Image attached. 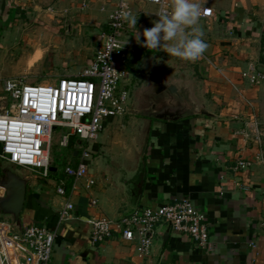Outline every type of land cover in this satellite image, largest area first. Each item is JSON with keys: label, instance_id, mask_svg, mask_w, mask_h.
Listing matches in <instances>:
<instances>
[{"label": "crops", "instance_id": "obj_1", "mask_svg": "<svg viewBox=\"0 0 264 264\" xmlns=\"http://www.w3.org/2000/svg\"><path fill=\"white\" fill-rule=\"evenodd\" d=\"M127 1L132 14L138 15L136 29L128 23L121 35L131 43L129 60L137 52L142 63L152 57L172 74L191 76L197 94L216 116L157 120L129 112L106 119L107 131L87 147V174L75 189L72 178L64 169L59 175L53 164L45 179L23 169L27 188L21 227L35 223L56 231L50 264H264V81L250 85L244 76L264 65V0H201L205 16L197 27L207 48L195 61L137 43L136 31L142 33L158 20L157 6L147 0ZM166 3L171 8V0ZM114 7L115 0H0V56L18 52L21 31L32 46L31 63L48 43L56 42L64 51L67 46V53H90L88 64L101 33L110 31ZM7 70L0 64V76ZM9 74L0 77L2 83L6 77L22 75L16 68ZM80 144L77 140L70 147L67 164L80 161ZM237 159L252 163L234 171ZM88 180L93 183L86 187ZM60 182L65 196L56 193ZM90 197L96 199L95 206L88 205ZM182 198L204 213L206 249L171 228L160 247L165 223L154 227L146 259L117 232L100 243L90 239L88 218L116 219ZM66 199L73 204L71 216L59 221L57 210Z\"/></svg>", "mask_w": 264, "mask_h": 264}, {"label": "built area", "instance_id": "obj_2", "mask_svg": "<svg viewBox=\"0 0 264 264\" xmlns=\"http://www.w3.org/2000/svg\"><path fill=\"white\" fill-rule=\"evenodd\" d=\"M147 1L157 6V16L170 15L166 0ZM124 11L131 12L128 1L115 0L109 17L110 31L101 33L92 60L76 74L58 76L52 83L28 82L26 75L3 80L0 159L20 169L38 171L41 178H47L51 172L50 142L55 128L67 130L58 136V144L67 147L71 136L81 143L94 140L106 119L129 113L127 86L131 75L127 63L131 43L121 37L128 24L121 15ZM244 76L250 85L264 81V65L249 69ZM79 147L80 161L64 167V173L73 180L72 190L87 174L89 151L83 144ZM256 158L261 159L262 154L258 153ZM251 163L250 159H237L232 170H243ZM92 183L93 180H88L86 187ZM55 190L58 195H66L63 182ZM96 204L94 197L88 199L89 206ZM72 209V202L66 199L57 210L59 221L68 220ZM87 223L91 227V241L100 243L117 232L122 239L133 243L138 256L145 259L150 256L152 233L159 223H168L172 230L189 236L196 247L209 246L204 213L195 209L187 198L135 209L116 219L100 215L88 218ZM55 237L54 229L41 224L23 226L18 233L8 220L0 219V264H50Z\"/></svg>", "mask_w": 264, "mask_h": 264}, {"label": "water", "instance_id": "obj_3", "mask_svg": "<svg viewBox=\"0 0 264 264\" xmlns=\"http://www.w3.org/2000/svg\"><path fill=\"white\" fill-rule=\"evenodd\" d=\"M139 73L142 83L130 92V113L157 120L216 116L197 94L191 76L172 74L152 61L144 62ZM0 188V219L8 220L20 233L22 227L19 215L25 202L27 176L12 163L0 159ZM169 231L170 225L165 223L160 232V247L164 245Z\"/></svg>", "mask_w": 264, "mask_h": 264}, {"label": "rangeland", "instance_id": "obj_4", "mask_svg": "<svg viewBox=\"0 0 264 264\" xmlns=\"http://www.w3.org/2000/svg\"><path fill=\"white\" fill-rule=\"evenodd\" d=\"M19 37L22 39L19 41L20 48H18V52L4 53L3 55L0 56V64L8 68L7 74L5 75H10L9 74L10 71L16 68L17 72L27 76L28 82L45 81L52 83L56 80L58 76L76 74L78 71L82 70L87 65L86 62L88 58L86 56L87 55L89 56L90 53H67L68 47L66 46L64 51L63 44L56 42L48 43L46 45L48 51L45 50V52L42 53L41 57L38 60L36 59L35 61H33V63H31L30 62L31 54L29 53V51L31 50L32 46L31 44H26L25 42L27 39L24 37H27V35L21 34L20 31ZM28 37H32V36H30L29 34ZM16 44H18V42ZM139 59L138 61L135 58L132 60L131 57V59L128 61V65H130L131 67V68L129 67L131 76L128 78L130 79V81L128 82V86H127L129 89V93L132 92L135 89V87H138L142 83V79L141 76L139 75V71L143 66L142 63L143 61H139ZM150 59L151 60L148 59V61L155 62L152 57H150ZM140 60H144V59H140ZM156 63L158 64V62ZM10 66H13V68L9 69ZM5 75H1L0 77H3ZM2 79L3 78H0V94H2L1 92ZM66 131L67 130L64 128H55L50 142L51 165L53 164V166L59 168L60 170L59 175H61L64 166L67 164L68 159L71 157L70 147L74 146L78 140L77 137H74L72 145L67 147H61L58 144V136L62 133H65ZM106 131L107 129L103 122V128L98 133L96 141H100V134L105 133ZM90 143L91 141L88 142L82 141V144L84 146H87L89 149L91 147ZM103 160L105 162V159ZM17 168L20 169L19 167ZM20 170L25 175L23 169ZM27 174L30 175L31 177H33L34 175L40 177L38 171H31V172L29 171V173Z\"/></svg>", "mask_w": 264, "mask_h": 264}, {"label": "clouds", "instance_id": "obj_5", "mask_svg": "<svg viewBox=\"0 0 264 264\" xmlns=\"http://www.w3.org/2000/svg\"><path fill=\"white\" fill-rule=\"evenodd\" d=\"M136 29L138 15L130 11L121 13ZM201 16V0H171L170 15H159L152 27L135 33L137 43L146 49L162 50L172 57L195 61L206 50L203 32L197 27ZM142 35L143 41L140 40Z\"/></svg>", "mask_w": 264, "mask_h": 264}, {"label": "trees", "instance_id": "obj_6", "mask_svg": "<svg viewBox=\"0 0 264 264\" xmlns=\"http://www.w3.org/2000/svg\"><path fill=\"white\" fill-rule=\"evenodd\" d=\"M139 56H140V53H133V57L135 58V59H139ZM127 69H129V65H128V63H127ZM73 138L74 137H71L70 138V140H69V144H68V146H70V145H72L73 144Z\"/></svg>", "mask_w": 264, "mask_h": 264}]
</instances>
